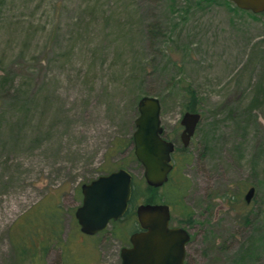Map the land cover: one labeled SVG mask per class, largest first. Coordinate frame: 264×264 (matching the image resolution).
<instances>
[{
    "label": "rangeland",
    "instance_id": "rangeland-1",
    "mask_svg": "<svg viewBox=\"0 0 264 264\" xmlns=\"http://www.w3.org/2000/svg\"><path fill=\"white\" fill-rule=\"evenodd\" d=\"M145 95L161 100L182 193L150 186L134 154ZM186 111L202 114L188 146ZM120 167L139 197L84 233L82 185ZM141 203L170 204L192 235L187 264H264V12L231 0H0V264H120Z\"/></svg>",
    "mask_w": 264,
    "mask_h": 264
},
{
    "label": "water",
    "instance_id": "water-1",
    "mask_svg": "<svg viewBox=\"0 0 264 264\" xmlns=\"http://www.w3.org/2000/svg\"><path fill=\"white\" fill-rule=\"evenodd\" d=\"M239 8L254 13L264 12V0H231ZM134 152L144 166L147 183L153 187L168 182L174 167L175 141L164 136L161 100L145 95L138 102ZM202 118L199 111H186L181 119V140L188 146ZM133 173L120 167L82 185L83 201L76 210L81 230L89 235L104 231L113 220L122 218L133 195ZM256 193L251 186L245 194L250 203ZM141 229L130 236L131 244L121 250L120 264H186L190 232L182 226H171V207L167 203H141L137 207Z\"/></svg>",
    "mask_w": 264,
    "mask_h": 264
},
{
    "label": "trees",
    "instance_id": "trees-1",
    "mask_svg": "<svg viewBox=\"0 0 264 264\" xmlns=\"http://www.w3.org/2000/svg\"><path fill=\"white\" fill-rule=\"evenodd\" d=\"M165 136V135H164ZM166 137V136H165ZM135 154V153H134ZM173 157H174V154H173ZM174 163V162H172ZM175 165V164H174ZM175 169V167H174ZM174 169L172 170L171 174H170V177H169V180L167 183H165V185L167 184V186H169L171 188V190H175L176 192L180 193L181 191L184 192L187 188L185 186H187V182L188 180H185L184 182L182 181H178L177 182V185H174L173 183H175V180L173 179L174 177ZM169 184V185H168ZM174 185L176 187V189H174ZM176 184V183H175ZM140 190H139V185L137 183V181L134 179L133 180V195H132V198H131V201H130V204H133L137 198L139 197L140 195ZM181 192V193H182ZM186 264H187V259H186Z\"/></svg>",
    "mask_w": 264,
    "mask_h": 264
},
{
    "label": "flooded vegetation",
    "instance_id": "flooded-vegetation-1",
    "mask_svg": "<svg viewBox=\"0 0 264 264\" xmlns=\"http://www.w3.org/2000/svg\"><path fill=\"white\" fill-rule=\"evenodd\" d=\"M174 152H175V151H174ZM172 162H173V157H172ZM173 164H174V163H173ZM174 167H175V165H174ZM174 167H173V169H174ZM173 169H172V170H173ZM171 172H172V171H171ZM170 174H171V173H170ZM169 205H170V204H169ZM170 207H171V206H170ZM170 225H171V226H174V225L172 224V222L170 223ZM175 226H176V225H175ZM184 228H185V227H184ZM139 229H141V228H139ZM139 229H138V230H139ZM187 230H188V229H187ZM188 231H189V230H188ZM189 232H190V231H189ZM190 234H191V232H190ZM191 237H192V235H191ZM190 240H191V239H190ZM188 243H189V242H188ZM188 243H187V245H188ZM186 259H187V253H186Z\"/></svg>",
    "mask_w": 264,
    "mask_h": 264
}]
</instances>
